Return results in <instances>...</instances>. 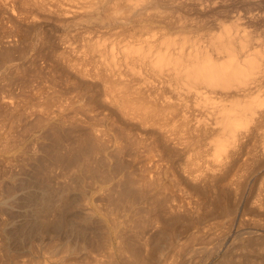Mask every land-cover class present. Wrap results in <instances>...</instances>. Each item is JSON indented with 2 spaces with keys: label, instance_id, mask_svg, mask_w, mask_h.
<instances>
[{
  "label": "rangeland",
  "instance_id": "1",
  "mask_svg": "<svg viewBox=\"0 0 264 264\" xmlns=\"http://www.w3.org/2000/svg\"><path fill=\"white\" fill-rule=\"evenodd\" d=\"M110 1L107 0L108 3H106L105 5L111 4L110 6H108L109 7L108 13L111 12L110 14H112V11H114L112 14L114 16L113 17V23L114 24H112V25H109L112 23V21H111L112 19L109 17V15L106 16L108 13L103 12L102 9H96L95 8L96 6L95 7L89 6L90 0H0V180H1L0 181V183H1L0 184V186H1L0 190L2 189L0 192H2L3 194L6 193L5 195H9V194L12 195L8 199L6 205H0V216L2 215L0 217V234H1L0 235L1 236L0 237V264H10V263L11 264H28V263L29 264H48L40 256H38V254H36V252L33 251V253L32 252L30 253L29 246L32 243V239H34V237H36L35 235H38L37 230L41 231L40 233H44L48 226H53L54 224L55 225L57 224V227L55 226V228L60 227V230L57 232H60V235L62 236L64 234L65 227L68 226L67 220H70V218H71V215H69V214H68L69 218L63 217V219H62L60 217L59 218L57 217L58 212H56V213L55 212L49 213L48 211L47 212L44 211L45 213L43 211L39 212V208H40L39 201H41V199H39V198L41 196L44 198L45 195L40 194L41 191L38 194V190H41L43 185L40 186L41 184L38 182L37 179H39V177L40 178H43V177H41V175L32 176L34 173H33V170H32V172H30V169H31V167H35V165H37V163L39 164V162H41L42 164L48 163V162H45L46 160H44L42 158L43 155H47L46 157H48L49 160L51 161L50 163L51 164L53 163V164L51 165L52 168L47 170L46 172H42V170H39V172L41 171L42 174L46 173V175H45L46 176L45 177L46 178V184L47 185L49 184V186L51 188L54 186L52 188V190L55 188L58 189L59 191H62L63 188L65 190H67L68 194L63 193V197H65L64 199L67 202L69 200H72V199L76 200L77 198H79L77 195L79 193V189H78L79 186H77L78 181H80L81 183L85 182V186L92 188L94 190L93 191L94 194L92 193V199L94 201H99L100 199H102L101 194H103V193H105V197H103V198H106L107 195L110 194L111 189L112 190L114 189L113 191L115 193H117V194H115L113 191L111 192L113 194L112 198L114 197V199L117 198L120 191L126 192L127 193L126 196L128 194H131V197L134 196L133 197L134 199H132V202L128 203L129 207L127 206L125 196L122 199L123 202L120 198V201H118V203L115 202V206L112 205L113 204L112 202L107 203V204H108V208L111 206L112 209L113 208L115 209V212L113 209V212H114L113 218L115 216L117 218H119L121 216L119 218L120 220L116 219V217H115V219L118 220L119 222H121L123 220L121 223H123V224L125 223L127 225H128L127 222H129V225H128V226H130L129 229L131 230V227H132V229L134 230V232L132 230L128 235H130L132 233L130 235L131 237H129V238L131 239V241L133 240L136 242L132 241L131 244H133V243H134L133 245L136 244L135 248L140 247V249H139L140 255H138L139 258L137 256H131V254L128 255V253H127L126 256H124V255L122 256V259H121L122 263H120L118 261H116V262L114 261L111 264H134L135 262H137L135 264H142V263L143 264H155L156 262H158V264H162L164 259H169L170 260L169 262H171L173 260L172 264L173 263L174 264H214L216 261L220 260L219 257H220V255L223 254L224 250L225 251L229 250V251L224 252V254L227 253V255H230L228 257L230 259L232 258L231 259L232 264H234V263L235 264H244V263L245 264H264V262H263L264 261V245H263L264 244V133H263L264 129L259 131L258 136L260 138L257 136V138L259 140L256 137H253L254 139L249 138L248 140H246L247 143H244L242 145L241 149H238V146H236V147L232 146L233 144L231 145V143L229 144V142L227 143L226 137H224V138L221 137L222 134L220 132L219 133L215 132L217 134V136H219L218 137L219 139H217V136L215 134L211 136V134L214 133L213 127H215L216 124H214L215 121L213 120V118L211 116L209 117V115H210L209 112L205 111L207 113V115L209 114L207 116V118H206V115H204L206 113L204 112L203 109H201L202 107L204 108V105H203L204 103L203 102H202L203 104L200 103L201 105H203L200 107L201 112L199 111L200 110L199 107H198V110L197 109L195 110V108H197L196 104H198V102L196 104L194 103L197 101V100L194 101V99H195V98H193L194 96L191 95L190 92L188 94L185 92H182L184 88H182V89L180 88V85L178 84L177 80L175 82L174 81L175 79L170 76L171 74L169 72H167V73H169V75L167 73L163 72V68L161 70V73H159L161 75V77H160V75L157 73L158 71L154 70V68L152 67V64L150 65L152 68L147 67L148 66L147 62H149L150 60L146 61L147 57H151V55L149 56V53H148V55H146L147 54L146 51L149 50L148 47L149 46H150V48L154 47V46L153 47L151 46V45H153L151 43L154 41L156 43V46H155L156 48L158 47L157 45H160V43H161L162 46L160 45L158 48L161 49V52H162V50L164 51V48H163V47H165L164 44H166V43H164L165 39L166 40L170 39L167 41L171 42V40H172V42L174 41L175 44H177V45L179 44V42H181V43L185 42L184 44L180 43L183 46L181 48H183V49L186 48V51L188 50L189 53L193 50H194L193 52H195V50L197 51V48L202 47L200 49V51L201 50L203 51V49L205 50V48H206L207 52H209V50H210V52H212V54H210V52L208 53L212 56L214 51H212V49L210 48L211 41L216 36H218L219 34H221V35L225 34L224 30L227 31V26H228V29L229 28L232 29V32L235 34V36H234L235 39L238 37L239 41L243 40L242 39L243 34H241V33H244L243 32L244 29H245V32L247 30L246 35L247 36L249 35V36H248V38H245L246 35H243V38L247 39V41H249V42H247V41L245 42L244 40L242 41V42L248 43V44H246V47H247L246 49L247 50L250 49L251 51H253V48H254V50L257 49L258 52H260V51L264 52V50H263V48H264V44H263L264 43V0H218V1L217 0H204V1L203 0H171L174 3L169 1V2L164 3L163 6H161V5L158 6L159 11L157 9V12L154 11L153 9L152 10L154 12L152 10H150L151 5H150V3H148L149 2L148 0H147L148 1L147 5H146V2H144V4H143V2H142L143 0L138 1L141 4V6L143 5L142 7L146 6L145 8H147V10L145 8L142 9V7L139 6L140 9H142V11L144 13L146 12L145 14L144 13L141 14V10L138 9L139 8L138 5H140V4H138L137 1L134 2L135 0H132L131 3H129L127 0H119L120 2L116 1V0H110ZM115 1H116V3H115ZM125 1L127 2V4L129 3L128 5L131 4L132 7H134L133 5L137 3L136 4L137 8L135 9V7H134V9L139 10V11L136 12L133 9V11H134L133 12L132 9L129 10L128 9L129 6H127L126 3H123ZM83 2H85V4ZM117 2H119V3H117ZM82 3H83V5H82ZM167 3L169 4V6ZM117 4H119V6L121 5L122 8H126V9H124L125 12L122 11L123 12L122 13L120 11L121 12L120 13L118 10V13H117V11L114 10L115 7H112V6H118ZM166 4H167V6H166ZM58 7H59V9H58ZM89 7H91L92 12H94V13L90 12L91 10H88ZM172 7H173V9H172ZM148 8H150V9H148ZM164 9H166V11ZM126 10L129 13H130V11H132V14H129ZM148 10H149V12L150 11L151 12L149 13ZM84 11H87L90 16L87 13L85 14ZM115 11H116V15H115ZM162 11H163V13H162ZM136 13H137V15H134ZM147 13H149L150 15ZM153 13H155V14H153ZM160 13H162V16ZM126 14H128V16ZM119 15H120V18L124 22L119 18ZM132 15L134 17L139 16L140 21H139L138 17H135V18H137V21H135L134 20L135 18ZM77 16H78V18H77ZM95 16H97V17H95ZM167 16L171 20V25H169L170 28L168 26V23H170V20L168 18H166ZM117 17L120 20L117 19L118 21L117 20L115 21V19ZM158 17H159V19H158ZM253 17L255 20L253 19ZM160 18H161V20H160ZM152 19H153V21H152ZM144 20L146 22H144ZM167 20H168V22H167ZM110 21H111V23H110ZM147 21H148V24H147ZM234 21H236V22H234ZM237 21H238V23H237ZM120 22L122 24L124 23V25L125 24H127V25L123 26ZM164 22L167 24H165ZM177 22H179V23H177ZM222 24L224 25V27L222 26ZM118 25H120V26L118 27ZM157 25H159V26H157ZM156 27H158V28H156ZM145 28H147V29H145ZM241 28H244V29H241ZM252 29H254V30H252ZM129 30H131V31H129ZM143 30H144V32H143ZM240 30L241 31L243 30V31L241 32ZM228 31H227V33H228ZM230 32H229V35H230ZM238 33H240L241 36ZM170 34H172V35H170ZM236 34H238L241 38L239 39V36L236 37ZM183 35L185 37H181ZM250 35H253V36L250 37ZM249 37L253 41L255 38L258 39L259 41H257L255 39L256 42H253ZM117 38H118V40H117ZM189 38L193 39L192 40L193 43L191 42V39L189 40ZM148 39L152 40V42L150 43V41ZM184 39H186V40H184ZM232 39H234V38H232ZM179 40H182V41H179ZM132 41L134 43H132ZM135 41H136V43H135ZM167 41H165V42H167ZM237 41H234L233 44L236 47L233 46V48H236L238 50L240 44H238L239 41L238 42ZM242 42H239V43H242ZM146 43H148V44H146ZM155 43H154V45H155ZM173 43H171V44L174 46ZM245 43H243V44H245ZM249 43H250V45H249ZM141 44H142V46L139 50L142 52V54H143V55L141 54L142 56L138 55V53L140 51L137 50L138 51L137 54H135L137 52L136 50H135V53L133 51L134 48L135 49L139 48ZM192 44H193V46H192ZM136 45H138V46H136ZM144 45H146V46H144ZM167 45H168V42H167ZM167 45H166V47H167ZM172 45L168 48V52H169V50L170 51L173 50L172 53L174 54L175 50H179V51H175V52L179 53L181 50V48H180L181 45L180 46L175 45L177 48L179 47L180 49H176V48L174 49ZM184 45L186 47H184ZM247 45H249V47ZM251 45H253V46L251 47ZM143 46L146 47L145 49H147V50H145ZM171 47L173 48L172 50L170 49ZM195 47H197V48L195 49ZM131 48H133V50H130V51H132L133 53L127 52V49L129 50ZM111 49H112V51H111ZM122 49H125V50H122ZM243 49H245V47ZM246 49L244 52H246ZM144 50L146 53L145 56H147L146 58L144 56ZM151 50L153 51V49H151ZM237 50H235V51L237 52ZM121 51L123 52V54ZM186 51L183 50V52H185L184 54H187ZM202 51L199 52V49H198L197 52L202 53ZM238 51H240V48ZM251 51L248 50V55L251 54V53L249 54V52H251ZM157 52L158 51H156L155 54ZM164 52H163V54H164ZM244 52L242 50V53H244ZM261 52H260V58L258 60L256 59V56H258L259 54L255 56V53H257V52H253L251 55L254 54L253 56L255 57V59L258 62L259 61L261 62L262 61V60H260L261 55L263 56V53H261ZM61 53H62V55H61ZM115 53H117V54H115ZM126 53H128V55ZM129 53L131 54V56L129 55ZM158 53H160V52H158ZM237 53H235V54H237ZM132 54H135L137 58L134 55L132 56ZM215 54H216V52H215ZM117 55H119V56H117ZM126 55H127V57H125ZM143 56H144V58H143ZM131 57H132V59L134 58V60H132V59L130 60ZM139 57L140 58L142 57L145 60L140 61ZM155 57H158V54ZM127 58H129L128 61H127ZM135 58L138 60H136ZM153 58H154V56L152 55V59ZM263 58L264 57H262V59ZM148 59L149 58H147V60ZM113 61H115V63ZM125 61H127L128 64ZM139 61L142 64H140ZM103 62H105L106 64ZM262 63H263V61H262ZM108 64L110 66H111V64H113L114 66L118 67L119 69L116 67H114V69H113V67H109ZM148 64H150V63H148ZM133 65H134L135 69L133 68ZM130 66H132L131 70H130ZM116 69H118V70H116ZM128 70H129V72H128ZM137 70H139V71H137ZM157 70H158V67H157ZM120 71H121V73H120ZM164 71H168L167 68ZM110 72H112V73H110ZM132 72L134 74H132ZM159 72H160V67H159ZM116 73L118 74V76L116 75ZM154 73L157 75H155ZM162 74H164V75L166 74L165 77ZM119 75L120 76L122 75L121 77L123 79L120 78ZM167 75H168V77H167ZM169 76H170V79H169ZM80 77H82V78H80ZM154 77L157 79H155ZM172 78L174 80H172ZM114 79H117L118 81H116ZM145 80H146V82H145ZM151 80H152V82H151ZM165 80H167L168 82L170 80L171 84H170V82L168 83ZM173 81L175 83H177L179 86L176 87V84H174ZM116 82H122V85L119 86L120 84H118ZM124 82H126V84ZM172 82H173V85H172ZM114 83H116V84H114ZM127 84L129 85V87ZM131 84L132 85L134 84V86H132ZM171 85H172V87H171ZM122 87H124V89L126 88V90L128 89V92L126 90L122 89ZM179 88L181 91L179 90ZM131 89H133V91ZM134 89H135V91H134ZM136 89H138V90H136ZM161 89H162V91H161ZM121 90L126 91V93H128V95H131V97H133L135 94L138 93V92L135 93L136 91H140V94H141V90H142L143 97L141 96V99L143 98V100H142V101H144L143 104L146 103L145 105L148 104L147 106H149V105H153V103L155 102L154 104H156V106L155 105L154 106L157 109L159 108L161 111L164 109L162 111V114L167 113L165 115L168 116V120L169 119L173 120L174 123H173V121H167V122L169 124L173 123L172 124L173 126L171 124L168 125V123L166 121L164 122V120L163 121L160 120L158 122H155L154 124L155 125L157 124L156 127H159V124L162 127H164V126L168 127V128H166L168 130L167 135L170 134L168 136L170 138L163 135L161 132H160L161 133L160 134L158 130L154 129L155 125L152 122L143 123V120L141 119V117H138L137 114L134 115L133 111H130V110L127 111L126 107L124 108V106H122V105L120 107V104L118 105L116 103L115 96H117V94H120L118 92H120ZM106 91H108V92H106ZM184 91H186V90H184ZM263 91L264 90H262V92ZM132 92H133V94H132ZM146 93H147V95H146ZM156 94H157V96H156ZM263 94H261V95L258 94L259 95L258 97L259 98H260V96L262 97ZM176 95L177 96L179 95V96L177 97ZM187 95L190 96V98H188L189 96L187 97L188 99H190V101L187 98H185ZM113 96H114V99H113ZM144 97L146 99V102H145ZM165 97H167V98H165ZM183 97L185 98V100ZM178 98L179 99L182 98L181 100L185 101V103L183 101L182 106H180L181 100H178ZM186 99L190 103L189 102L187 103ZM192 99L194 102L192 101ZM114 100H115V102H114ZM120 100L121 99H119V100L117 99L118 102ZM123 100L128 101V98L122 99V101ZM147 100H149L148 101L149 103L147 102ZM137 101L139 102L141 100L136 99V102ZM174 101H179V106L177 105L178 103L174 104L175 103ZM168 102H170V103H168ZM172 102H173V106L175 105V110H177V114L179 113V115L181 114V116L187 117L189 122H187L188 126L186 125V127H188L190 130L188 128L186 130V127H184V126H183L184 128L182 127V122H181L182 117L181 116H179L180 118L178 116H176L177 119L175 118V120L172 119L173 118L172 115L173 114L176 115L175 114L176 112L173 109H171V108L166 109L163 107L164 103L166 106H168L167 104L172 105ZM191 102H193L194 108H192L193 106L189 107V105L192 104ZM209 103H210V101H209ZM126 104L130 105L131 103L130 102L125 103V106H126ZM185 104H187L186 107H185ZM66 105H67V107H66ZM176 105L178 107H180L181 110L179 108H177ZM198 106H199V104H198ZM122 107L124 109H122ZM207 107H205V108H207ZM117 108H119V109H117ZM185 108L188 109V112ZM159 109H158V111H160ZM125 110H126V113H124ZM166 110H169L168 111L169 113ZM171 110H173V111L171 112ZM178 110L181 112H179ZM190 111H192V112H190ZM170 112L172 113V115ZM173 112H175V113H173ZM131 113H132V115H134L133 117L131 116ZM201 113H204V114L201 115ZM162 114H161V116H162ZM182 114H184V115H182ZM50 115H51V117H50ZM125 116H127V117H125ZM195 117H196V119H195ZM201 117H202V119H201ZM208 117H209V119H208ZM137 118H140V119H137ZM178 118H179V121H178ZM131 119H132V121H131ZM207 119L209 121H207ZM139 120L140 121L142 120L141 121L142 124H140ZM166 120H167V117H166ZM199 121H201V123L204 126V127L200 126L201 129H200V127L198 128L199 124L198 125L195 124V122L199 123ZM161 122H162V124H161ZM163 122H164V124H163ZM208 122H209V125H207ZM51 123H53V124L55 123L54 126L52 124V127H51ZM150 124H152V126ZM165 124L168 126H166ZM194 124L196 125V128L194 127ZM213 124H214V126H213ZM139 125H141V126H139ZM206 125H207V127H206ZM134 126H136V127H134ZM147 126H148V128L149 127L150 128L149 129L145 128ZM169 126H171L172 128L174 127L173 129H176L174 131V132H176V134L173 133V131L171 130V128ZM210 126H212V127L210 128ZM192 127H194L195 132L193 131ZM202 127L206 128V129L208 128L207 129L208 132L206 131V129H203ZM59 129H61V130H59ZM177 129H178V132L181 130L180 133L177 132ZM95 130H98V131H95ZM183 130H185V131H183ZM191 130H192V132H191ZM200 130L203 132H201ZM48 131H50V132H48ZM199 131L201 133H199ZM214 131H219L218 125H216V128H214ZM261 131L263 133L262 138H261ZM94 132H95V134H94ZM98 132H100V133H98ZM186 132H187V134H186ZM101 133H102V135H101ZM172 133L175 135V137ZM205 133H206V136L209 133H211L210 134L211 137L210 136L209 137L207 136L208 138L204 137L203 135H205ZM171 134H172L173 138L171 137ZM183 134L185 137L183 136ZM162 135L164 136L165 139H168L167 140L168 143H166V140L162 138L163 137ZM177 135H178V137L181 136V138L179 137L180 138L179 139L177 137ZM136 136L138 138L139 137L140 138L138 139ZM194 136L196 138H194ZM101 137H103V138L101 139ZM135 137L137 140H135ZM203 137H204V139H203ZM214 137L217 140L214 139ZM220 137L223 140L225 139L224 141L222 140V143L224 142L223 146L228 147L230 145L232 147L231 148L229 146V149L227 147H224L226 152L221 151V149H220L221 153L225 152L224 157L227 156L226 153L229 152L228 150H230V149H233L232 152L235 153V154L231 153V155L227 156L226 158L222 157V160L218 159L217 155L219 154L220 151L217 152L218 151L217 149H219V148L216 149V147H218L219 145L216 146V144H215V143H217L216 141H218V140L220 141ZM229 137L227 136V138H229ZM95 138H97V139H95ZM171 138H172V140L176 138L175 139L176 142L174 140H173L174 142L173 141L171 142ZM185 138H186V140H185ZM105 139H106V141H105ZM229 139L232 140L231 138H229ZM51 140H53V141H51ZM98 140H100V142ZM113 140H115V141L113 142ZM177 140H179V141H177ZM180 140H182L183 142ZM209 140H212V141H209ZM110 141H112V142H110ZM208 141H209L210 145H209ZM214 141H215V143H213ZM199 142H200V144H198ZM117 143H118V145H117ZM183 143H186V144L184 145ZM220 143H221V141H220ZM171 144H172V146H171ZM262 144H263V146H262ZM146 145H147L148 149H147ZM169 145H170V147H169ZM90 146H91V148H93V147L94 148L90 150V148H88ZM214 146H216V147H214ZM145 147H146V149H145ZM165 147H166V149H165ZM235 148H236V150H234ZM53 149H54V151H53ZM133 149H134V151H133ZM237 149L240 151H238ZM7 150L10 152H14V153H9ZM11 150H13V151H11ZM44 150H45V152H44ZM94 150L95 151L97 150V151L95 152ZM100 150H102L101 151L102 154L99 153ZM105 150H106V152H105ZM194 150H195V152H194ZM107 151L109 154L111 152L110 155L113 157L112 160H111V158H108L106 155H104L105 157L102 156L103 153L106 154ZM235 151L236 152L238 151V153H236ZM87 152H88V154H87ZM94 152L96 155L93 154ZM215 152L218 154L216 155ZM18 153H20V154H18ZM144 153L149 154L150 156L152 155L154 160L156 159V161H154L155 165L157 162L159 163V165L157 163V165H156L157 167H155L153 169V170L156 169L155 171L158 170L160 175H158V174L157 175L159 176V178H158V176L157 177L152 176L153 173L148 174V176H150V177L152 176V178L155 177V179L156 178L160 179V181L158 180L159 181L158 183H160L159 186H157L158 183L152 184V182H149L150 180H148L149 178L146 175L147 173H145L146 169L144 170V168H146L145 166L147 165V164L145 165V162H144L145 159H143L144 155H145ZM161 154H162V156H161ZM223 154H219V155L223 156ZM183 155H184V157H183ZM213 155L217 157V160L216 159L214 160ZM39 156H41L42 159ZM60 156L61 157L63 156L62 159ZM93 156H94V158H93ZM115 156H116V158H115ZM156 157H158V158H156ZM185 157H186V159H185L186 161L184 160ZM197 157L199 158V160ZM28 158H29V160H28ZM102 158H104V159H102ZM195 158L198 161H196ZM200 158H201V160H200ZM86 159H88L89 162ZM108 159H109V161H108ZM157 159H160V160L158 161ZM163 159L166 162H164ZM35 160H37V161H35ZM91 160H93V161L95 160V161L92 162ZM99 160H101V161H99ZM187 160H189V161L187 162ZM30 161L32 162V164ZM160 161H161V163L163 162V164H161ZM203 161H204V163H202ZM76 162H78V165L76 164ZM217 162L220 164H218ZM57 163H61L62 165L58 164V166H57ZM188 163L191 166L188 165ZM224 163H225V165H224ZM63 164L64 165L66 164L67 167H64ZM164 164L166 166H164ZM30 165H31V167H30ZM59 165H60V167H59ZM108 165L110 166V168L108 167ZM23 166H26L27 168L24 169ZM100 166L103 168H101ZM105 166L108 169L104 168ZM158 166H159L160 170H159ZM56 167H57V169H56ZM76 167L80 168L79 171H78V168H76ZM113 167H114L115 171L112 170ZM61 168H62V170H61ZM88 168H90L89 171H88ZM92 168H94V169H92ZM10 169H12V170H10ZM28 169H29V171H28ZM106 169L108 171L109 170L110 171L108 172ZM162 169H164V170H162ZM166 169H168V170H166ZM183 169L186 172L183 171ZM67 170H69V171H67ZM86 170H87V172H86ZM99 170H101V171L99 172ZM81 171L82 172L85 171L86 174L84 172H83L84 173L83 174ZM90 171H94L95 174L93 172H91L93 174L89 173ZM169 171H171V172H169ZM69 172H70V174H67ZM74 172H76V173H74ZM102 172H103V174H102ZM106 172H108V174ZM123 172H124V174H123ZM161 172H163V173H161ZM165 172H167L166 175H165ZM189 172L191 175L189 174ZM201 172H203L204 174ZM62 174H64V176ZM88 174H89V176H88ZM90 174L93 177L90 176ZM116 174H117V176H116ZM13 175L18 176V179L15 182L12 181ZM67 175H68V177H67ZM79 175H82V177H80ZM106 175H108V176H106ZM49 176H50V178H49ZM65 176H66V178H65ZM77 176H79V177L77 178ZM94 176H95V178H94ZM109 176H112L113 178L112 177L110 178ZM176 176H177V178H176ZM73 177L74 178L76 177V178L74 179ZM166 177H168V178L166 179ZM8 178L11 182L8 180ZM67 178H68V180H67ZM83 178L88 183L85 180L83 181ZM118 179L119 180L122 179L121 182L123 183V185L121 183V187L119 185L120 182L117 183ZM139 179H140V181H139ZM59 180H61V181L59 182ZM133 180H134V182H133ZM7 181H9L10 183ZM114 181L117 184L114 183ZM36 182H37V184H36ZM101 182L105 183L107 185L109 183L110 185L107 189L104 188V190H102L98 194V190L96 189V186H97L96 184H100ZM143 182H144V184H143ZM178 182H180L181 184L179 185ZM70 183L75 184V185H71ZM164 183L166 184V186ZM15 184H16V187L18 186L17 187L18 189L15 188V186H14ZM55 184H57V185H55ZM60 184H62V185H60ZM141 184H143L144 188L142 187ZM149 184L150 185L152 184V185L149 186ZM66 185L67 186L69 185L70 188H68ZM153 185H155L156 187ZM66 187H67V189H66ZM126 187H128V188H126ZM32 188H33V190H32ZM120 188H121V190H120ZM123 188H124V190H123ZM129 188H131L130 190H132V193H131V191L128 190ZM162 189H164V190H162ZM146 193H148L147 196H146ZM149 193H151V194H149ZM137 194H138V197H137ZM143 195H145L144 196L145 200L147 198L146 201L143 199ZM141 197H142V199H141ZM67 198H68V200H67ZM38 199H39V201H38ZM153 199H154V201H153ZM166 199H168V200L166 201ZM155 200H157V202ZM178 201H180L179 205L177 204ZM102 202H104V201H102ZM124 203H125V205H124ZM162 203H163V205H162ZM21 204H22V206H21ZM185 204H187L188 207ZM8 205H11V206L6 207ZM180 205L182 206V208ZM133 206H135V207H133ZM10 207H11V209H10ZM125 207H127V208L125 209ZM14 208L16 210H14ZM143 208H144V210H143ZM4 209H5V211H4ZM122 209H123V211H122ZM153 210H156V211H153ZM23 211H24V213H23ZM54 214H55V216H54ZM36 215H38V216H36ZM39 216H41V217H39ZM21 217H22V221H20ZM44 217H46V218H44ZM143 218H144V220H143ZM148 218L151 220H149ZM153 219H155V220H153ZM41 220H44V221H41ZM147 220H148V223L144 222ZM25 221H27V222H25ZM125 221H127V222H125ZM15 222H17V223H15ZM26 224H27V226H26ZM29 226L32 228L30 229ZM63 226H65V227H63ZM44 229H45V231H44ZM1 231H3V232H1ZM138 231H139V233H138ZM21 232H23V233H21ZM35 232H37V233H35ZM135 232L138 233V235L140 237ZM136 235H137V238H136ZM141 235H143V236H141ZM246 237H248V238H246ZM4 238H6V239H4ZM135 238H136V240H135ZM170 238H172V241L168 242L167 240L168 239L171 240ZM19 241H21V242H19ZM150 241H151V244L154 246V248H152L153 246L150 245ZM137 242H138V244H137ZM242 243H244V244H242ZM9 244H10V246H9ZM242 245H244V247ZM161 246L163 247V250H162ZM183 246L187 247V248L184 249V248H182ZM239 246H241V247H239ZM20 247H21V249H20ZM157 247H159L160 249ZM178 247L180 250L178 249ZM164 248L167 250H165ZM238 248H239V250H238ZM156 249H159V250H157L159 252H156L155 251ZM232 249L234 250V252ZM246 249H248L249 251ZM25 250H26V252H25ZM141 250H142V252H141ZM242 250H246V251L243 252V254H242ZM151 251H152V253H151ZM161 251L167 252L166 253L167 255L165 254V252L162 253ZM160 252L162 254H160ZM154 253H155V255H154ZM228 253H230V254H228ZM247 253H248V255H247ZM163 254H165L164 258L162 257ZM224 254L222 256H224ZM242 255L244 257H242ZM245 255H247V256L245 257ZM156 256L159 257L158 260H156V258H158ZM127 257L129 258L130 261L128 260ZM235 258H237V259H235ZM70 260H71V262H70ZM134 260H135V262H134ZM233 260H236V261L234 262ZM88 261H89V263H88ZM88 261H86L87 263L86 262L83 263V262L77 261V259L74 257H67L65 260V263H63V264H70V263L76 264V262L77 263L79 262L78 264H82V263L83 264H92L93 263L91 259ZM105 262H106V260H105ZM94 264H96V263H94ZM105 264H110V263L106 262Z\"/></svg>",
  "mask_w": 264,
  "mask_h": 264
},
{
  "label": "bare ground",
  "instance_id": "2",
  "mask_svg": "<svg viewBox=\"0 0 264 264\" xmlns=\"http://www.w3.org/2000/svg\"><path fill=\"white\" fill-rule=\"evenodd\" d=\"M110 1V0H109ZM116 1H119V0H116ZM116 1H115V3H116ZM129 3H131V1L132 0H127ZM138 2V1H142V0H135L134 2ZM149 1V2H148ZM143 0L142 2H143V4H144V2H146V5H147V2L148 3H150V8H148V9H150V10H154V11H156L157 12V9H158V6H163L164 5V3H166V2H169V1H171V0ZM204 1V0H203ZM218 1V0H217ZM54 2V1H53ZM111 2V1H110ZM120 2V1H119ZM119 2H117V3H119ZM171 2H173V1H171ZM170 2V3H171ZM181 2V1H180ZM69 3V2H68ZM72 3V2H71ZM84 4H85V2H83ZM83 3H82V5H83ZM90 4H89V6H91V7H95L96 9H102L103 10V12H105V13H108L109 12V7L108 6H110V5H105L106 3H108L107 2V0H90V2H89ZM123 3H126V5L127 6H129V10L130 9H132V11H133V9H134V7H135V9L137 8V6H136V4H134L133 6L134 7H132V5L130 4V5H128L127 4V2L125 1V2H123ZM174 3V2H173ZM221 3V2H220ZM138 4H140L139 2H138ZM168 4V3H167ZM167 4H166V6H167ZM172 4V3H171ZM187 4V3H186ZM185 4V5H186ZM113 5V4H112ZM118 6H119V4H117ZM125 5V6H126ZM192 5V4H191ZM199 5V4H198ZM219 5V4H218ZM65 6V5H64ZM118 6H112V7H115L114 8V10H116L117 11V13H118V10H119V12L121 11H124V9H126V8H122V6L120 7H118ZM139 6H141V4L140 5H138V7ZM143 6V5H142ZM141 6V7H142ZM145 6V5H144ZM165 6V7H166ZM168 6H169V4H168ZM187 6V5H186ZM189 6V5H188ZM200 6V5H199ZM47 7V6H46ZM71 7V6H70ZM77 7V6H76ZM81 7V6H80ZM83 7V6H82ZM91 7H89V9L88 10H91ZM146 7V6H145ZM145 7H142V9L143 8H145ZM164 7V8H165ZM185 7V6H184ZM194 7V6H193ZM192 7V8H193ZM111 8V7H110ZM160 8V7H159ZM168 8V7H167ZM188 8V7H187ZM58 9H59V7H58ZM77 9V8H76ZM113 9V8H112ZM111 9V10H112ZM121 9V10H120ZM123 9V10H122ZM134 9V10H135ZM138 9H140V7L138 8ZM142 9H140L141 10V14L142 13H144L143 11H142ZM146 10H147V8H145ZM156 9V10H155ZM171 9V8H170ZM172 9H173V7H172ZM68 10V9H67ZM70 10V9H69ZM87 10V11H88ZM152 10V11H153ZM162 10V9H161ZM165 11H166V9H164ZM163 10V11H164ZM186 10V9H185ZM203 10V9H202ZM252 10V9H251ZM260 10V9H259ZM49 11V10H48ZM82 11V10H81ZM87 11H84V13L86 14H88L89 15V11L87 12ZM116 11H115V15H116ZM127 11V10H126ZM132 11H130V13L129 14H132ZM136 12H138L139 10H135ZM153 11V12H154ZM158 11H159V9H158ZM163 11H162V13H163ZM171 11V10H170ZM207 11V10H206ZM250 11V10H249ZM248 11V12H249ZM66 12V11H65ZM80 12V11H79ZM90 12H92V10L90 11ZM100 12V11H99ZM113 12L114 11H112V14H113ZM120 12V13H121ZM125 12V11H124ZM134 12V11H133ZM148 12H149V10H148ZM151 12V11H150ZM149 12V13H150ZM188 12V11H187ZM191 12V11H190ZM252 12V11H251ZM49 13V12H48ZM74 13V12H73ZM82 13V12H81ZM83 13V14H84ZM92 13H94V12H92ZM111 13V12H110ZM110 13H108L106 16H108L109 15V17L112 19L111 21H112V23H111V21H110V23L111 24H109L108 22V24L109 25H112V24H114L113 23V15L112 14H110ZM123 13V12H122ZM146 13V12H145ZM144 13V14H145ZM149 13H147V14H149ZM162 13H160L161 14V16H162ZM165 13V12H164ZM67 14V13H66ZM91 14V13H90ZM139 14V13H138ZM153 14H155V13H153ZM257 14V13H256ZM81 15V14H80ZM92 15V14H91ZM118 15V14H117ZM127 16H128V14H126ZM134 15H137V13L136 14H134ZM150 15V14H149ZM152 15V14H151ZM158 15V14H157ZM156 15V16H157ZM165 15V14H164ZM167 15V14H166ZM251 15V14H250ZM253 15V14H252ZM90 16V15H89ZM133 16V15H132ZM148 16V15H147ZM159 16V15H158ZM171 16V15H170ZM239 16V15H238ZM95 17H97V16H95ZM134 17V16H133ZM135 17H138V19H139V21H140V17L139 16H135ZM134 17V18H135ZM164 17V16H163ZM162 17V18H163ZM233 17V16H232ZM252 17V16H251ZM258 17V16H257ZM77 18H78V16H77ZM99 18V17H98ZM119 18H120V15H119ZM118 17L115 19V21L118 19V20H120ZM129 18V17H128ZM154 18V17H153ZM156 18V17H155ZM166 18H168V16L166 17ZM105 19V18H104ZM151 19V18H150ZM149 19V20H150ZM158 19H159V17H158ZM169 19V18H168ZM181 19V18H180ZM252 19V18H251ZM253 19H254V17H253ZM117 20V21H118ZM122 20V19H121ZM131 20V19H130ZM135 21H137V18H135L134 19ZM160 20H161V18H160ZM170 20V19H169ZM243 20V19H242ZM255 20V19H254ZM253 20V21H254ZM105 21V20H104ZM114 21V22H115ZM123 21V20H122ZM138 21V22H139ZM152 21H153V19H152ZM163 21V20H162ZM182 21V20H181ZM185 21V20H184ZM232 21V20H231ZM124 22V21H123ZM144 22H146L145 20H144ZM167 22H168V20H167ZM176 22V21H175ZM183 22V21H182ZM234 22H236V21H234ZM242 22V21H241ZM260 22V21H259ZM116 23V22H115ZM121 23V22H120ZM150 23V22H149ZM165 23V22H164ZM177 23H179V22H177ZM184 23V22H183ZM224 23V22H223ZM237 23H238V21H237ZM122 24V23H121ZM147 24H148V21H147ZM165 24H167V23H165ZM174 24V23H173ZM258 24V23H257ZM123 26H125V25H127V24H125L124 25V23L122 24ZM142 25V24H141ZM140 25V26H141ZM160 25V24H159ZM159 25H157V26H159ZM169 25H171V20H170V23H168V26ZM176 25V24H175ZM187 25V24H186ZM243 25V24H242ZM251 25V24H250ZM249 25V26H250ZM261 25V24H260ZM120 25H118V27H119ZM145 26V25H144ZM162 26V25H161ZM222 26L224 27V25L222 24ZM236 26V25H235ZM117 27V28H118ZM146 27V26H145ZM166 27V26H165ZM172 27V26H171ZM222 27V28H223ZM244 27V26H243ZM122 28V27H121ZM120 28V29H121ZM124 28V27H123ZM142 28V27H141ZM149 28V27H148ZM151 28V27H150ZM156 28H158V27H156ZM161 28V27H160ZM169 28H170V26H169ZM175 28V27H174ZM221 28V27H220ZM234 28V27H233ZM247 28V27H246ZM262 28V27H261ZM133 29V28H132ZM145 29H147V28H145ZM230 29V30H229ZM228 29V26H227V31H228V33H227V31L226 30H224L225 31V34H223V35H221V34H219L218 36H216L212 41H211V44H210V48L212 49V51H214V53H213V55L215 54V52H216V54L212 57L210 54H212V52H210V50H209V52H210V54H208L209 52H207L206 51V48H205V50L203 49V51H202V53H198L197 51H198V49H199V52H201L200 51V49L202 48H197V47H195V49L197 48V51L195 50V52H193V51H191L190 53L188 52V50L186 51V48H181V47H183L181 44H184L185 42H183V43H181V42H179V44L181 45H177V44H175V42L173 43L172 42V40H171V42H169V41H167V40H170V39H165V41H167L168 42V45H167V42H165L164 41V43H166V44H164L163 42V44H164V46L166 47V45H167V47L165 48V47H163L164 48V51L166 52H164L163 50H162V52H161V49H159L158 47L161 45V43H160V45H157L158 47V49L155 47L156 46V43H155V45H154V43L152 42V40H149L150 41V43L151 44H153V45H151L153 48H150V46L148 47L149 48V50H147V49H145L146 47H144V46H146V45H144L143 47H144V49L145 50H147L146 52H147V54L145 53V50H144V56H145V54L146 55H148V53H149V56L151 55V57H147V56H145V58L147 57V58H149L148 60H147V58H146V61H149V62H147V67H151L150 65L152 64V67L154 68V70H156V71H158L157 73L159 74V73H161V70H162V68H163V72H165V73H167V72H169L171 75V77H173L172 78V80H174L175 82H176V80H177V82H178V84L180 85V88L182 89V88H184L183 89V91L182 92H185V93H189L190 92V94L191 95H193L194 97L193 98H195L194 99V101H196V102H194L193 101V99H192V101L196 104L197 102H198V104H199V106H198V104H196L197 105V108H195V110L197 109L198 110V107H199V109H200V107L201 106H203L204 105V108L205 107H207V108H201V109H203L204 110V112L205 111H207V112H209V117L211 116L212 118H213V120L215 121V123L214 124H216V125H218V130L219 131H214V128H216V125H215V127H213V134H211V133H209L207 136L209 137L210 136V134H211V136L212 135H216L217 136V134L215 133V132H217V133H221L222 134V136L221 137H226V142L228 143L229 142V144L231 143V145L232 146H234V147H236V146H238V149H241V147H242V145L244 144V143H247V141L246 140H248L249 138H253V137H256L257 138V136L259 135V131L260 130H262V129H264V91L262 92V90H264L263 88H264V58L262 59V57H264V52H261L260 50V52L261 53H263V56L261 55V59L260 60H262L263 61V63H262V61L259 63L257 60L260 58V52H258V50L257 49H255L254 50V48H253V51H251L250 49H248L249 51H251V52H249V54L251 53H253V52H257V53H255V56L256 55H258V56H256V59H255V57L253 56V55H248V50L246 49L247 47H246V44H248V43H245L246 41H247V39H244L243 38V35H246L247 33V30H246V32H245V29L244 28H241V29H244V33H241V34H243L242 35V39L245 41V42H242V41H239L238 40V37L237 36H239L240 35V33H238V34H236V39L239 41V42H242V43H239L236 39H235V34L232 32V29L231 28H229ZM109 30V29H108ZM172 30V29H171ZM222 30V29H221ZM238 30V29H237ZM252 30H254V29H252ZM129 31H131V30H129ZM153 31V30H152ZM223 31V30H222ZM231 31V32H230ZM241 31V30H240ZM239 31V32H240ZM241 31V32H242ZM143 32H144V30H143ZM229 32H230V35H229ZM235 32V31H234ZM146 33V32H145ZM181 33V32H180ZM179 33V34H180ZM186 33V32H185ZM232 33V34H231ZM237 33V32H236ZM263 33V32H262ZM130 34V33H129ZM133 34V33H132ZM152 34V33H151ZM189 34V33H188ZM187 34V35H188ZM234 34V35H233ZM118 35V34H117ZM135 35V34H134ZM133 35V36H134ZM170 35H172V34H170ZM176 35V34H175ZM185 35V34H184ZM181 36V37H185V36ZM190 35V34H189ZM233 35V36H232ZM255 35V34H254ZM141 36V35H140ZM153 36V35H152ZM166 36V35H165ZM198 36V35H197ZM232 38H234V39H232ZM241 36V35H240ZM239 36V39L241 38ZM249 36V35H248ZM248 36L246 35V37L245 38H248ZM253 35H250V37H252ZM136 37V36H135ZM148 37V36H147ZM173 37V36H172ZM175 37V36H174ZM188 37V36H187ZM190 37V36H189ZM192 37V36H191ZM194 37V36H193ZM203 37V36H202ZM249 37V38H250ZM255 37V36H254ZM257 37V36H256ZM128 38V37H127ZM145 38V37H144ZM151 38V37H150ZM153 38V37H152ZM163 38V37H162ZM167 38V37H166ZM136 39V38H135ZM142 39V38H141ZM173 39V38H172ZM178 39V38H177ZM188 39V38H187ZM191 38H189V40H190ZM196 39V38H195ZM194 39V40H195ZM199 39V38H198ZM251 39V38H250ZM256 39V38H255ZM255 39H254V41L253 42H256L255 41ZM117 40H118V38H117ZM116 40V41H117ZM126 40V39H125ZM128 40V39H127ZM133 40V39H132ZM137 40V39H136ZM162 40V39H161ZM174 40V39H173ZM184 40H186V39H184ZM193 39H191V42L193 43V41H192ZM200 40V39H199ZM249 40V39H248ZM257 41H259L258 39H256ZM139 41V40H138ZM148 41V42H149ZM179 41H182V40H179ZM234 41H237L238 42V44H240V46H239V48H240V51H238L239 50V48H238V50L236 49V48H233V46H234ZM92 42V41H91ZM119 42V41H118ZM125 42V41H124ZM123 42V43H124ZM195 42V41H194ZM247 42H249V41H247ZM111 43V42H110ZM114 43V42H113ZM132 43H134L133 41H132ZM135 43H136V41H135ZM170 43V44H169ZM171 43H173L174 44V46L171 44ZM243 43H245V44H243ZM95 44V43H94ZM116 44V43H115ZM122 44V43H121ZM125 44V43H124ZM146 44H148V43H146ZM187 44V43H186ZM190 44V43H189ZM203 44V43H202ZM264 44V43H263ZM96 45V44H95ZM135 45V44H134ZM139 45V44H138ZM138 45H136V46H138ZM173 46V48L175 49H180L181 48V50L183 49V50H185L186 51V53L187 54H184L185 52H183V50L181 51L180 50V52L179 53H177V52H175V51H179V50H175L174 51V54L172 53V47L170 48L172 51H170L169 50V52H168V48L170 47V46ZM175 45H177V46H180V48L178 47H176ZM244 45V46H243ZM249 45H250V43H249ZM249 45H247L248 47H249ZM258 45V44H257ZM141 46H142V44L140 45V47L139 48H134V50H133V48H131V49H127V52H130V53H133L132 51H130V50H133L134 51V53H135V50L137 51H140L139 49L141 48ZM162 46V45H161ZM192 46H193V44H192ZM195 46V45H194ZM253 45H251V47H252ZM130 47V46H129ZM128 47V48H129ZM135 47V46H134ZM184 47H186L185 45H184ZM234 47H236V46H234ZM245 47V49H246V52H244L245 51V49H243ZM93 48V47H92ZM96 48V47H95ZM155 48V49H154ZM209 48V47H208ZM257 48V47H256ZM151 49H153V51L151 50ZM166 49V50H165ZM192 49V48H191ZM237 50V52L235 51V50ZM261 49V48H260ZM72 50V49H71ZM74 50V49H73ZM110 50V49H109ZM119 50V49H118ZM122 50H125V49H122ZM158 51V52H160V53H156L155 54V52L156 51ZM242 50H243V52L244 53H242ZM263 50H264V48H263ZM82 51V50H81ZM98 51V50H97ZM104 51V50H103ZM111 51H112V49H111ZM114 51V50H113ZM138 51L135 53V54H137L138 53ZM154 53H152V52ZM155 51V52H154ZM83 52V51H82ZM122 52V51H121ZM126 52V51H125ZM163 52H164V54H163ZM193 52V53H192ZM241 52V53H240ZM106 53V52H105ZM129 53V55L131 56V54ZM140 53V54H139ZM138 53V55H141L142 54V52L140 51ZM192 53V54H191ZM235 53H237V54H235ZM240 53V54H239ZM65 54V53H64ZM67 54V53H66ZM93 54V53H92ZM103 54V53H102ZM115 54H117V53H115ZM122 54H123V52H122ZM125 54V53H124ZM127 55H128V53H126ZM135 54H132V56L134 55L135 57H136V55ZM157 54H158V57H155V56H157ZM160 54V55H159ZM176 54V55H175ZM61 55H62V53H61ZM81 55V54H80ZM96 55V54H95ZM111 55V54H110ZM127 55L125 56V57H127ZM143 55V54H142ZM141 55V56H142ZM152 55L154 56V58L152 59ZM99 56V55H98ZM117 56H119V55H117ZM121 56V55H120ZM144 56H143V58H144ZM80 57V56H79ZM83 57V56H82ZM100 57V56H99ZM102 57V56H101ZM105 57V56H104ZM68 58V57H67ZM106 58V57H105ZM137 58V57H136ZM135 58V59H136ZM140 58V57H139ZM142 57L140 58V61L141 60H145V59H143ZM225 58V59H224ZM91 59V58H90ZM99 59V58H98ZM104 59V58H103ZM107 59V58H106ZM128 59L129 58H127V61H128ZM132 59V57L130 58V60ZM105 60V59H104ZM122 60V59H121ZM126 60V59H125ZM129 60V61H130ZM132 60H134V58L132 59ZM136 60H138V59H136ZM127 61H125V62H127ZM139 61V62H140ZM145 61V62H146ZM77 62V61H76ZM114 63H115V61H113ZM124 62V61H123ZM131 62V61H130ZM143 62V61H142ZM103 63H105V62H103ZM119 63V62H118ZM148 63H150V64H148ZM83 64V63H82ZM102 64V63H101ZM106 64V63H105ZM110 64V63H109ZM108 64V65H109ZM127 64H128V62H127ZM126 64V65H127ZM135 64V63H134ZM140 64H142L141 62H140ZM145 64V63H144ZM113 64H111V66L109 65V67H113V69H114V67H116V66H112ZM119 65V64H118ZM120 66V65H119ZM155 66V67H154ZM77 67V66H76ZM79 67V66H78ZM121 67V66H120ZM132 66H130V70L132 69L131 68ZM151 67V68H152ZM157 67H158V70H157ZM159 67H160V72H159ZM116 68H118V67H116ZM123 68V67H122ZM133 68H134V65H133ZM144 68V67H143ZM167 68V70L168 71H164L165 69ZM108 69V68H107ZM106 69V70H107ZM112 69V70H113ZM119 69V68H118ZM118 69H116V70H118ZM135 69V68H134ZM142 69V68H141ZM84 70V69H83ZM150 70V69H149ZM152 70V69H151ZM81 71V70H80ZM88 71V70H87ZM101 71V70H100ZM134 71V70H133ZM137 71H139V70H137ZM116 72V71H115ZM128 72H129V70H128ZM146 72V71H145ZM149 72V71H148ZM152 72V71H151ZM155 72V71H154ZM95 73V72H94ZM110 73H112V72H110ZM120 73H121V71H120ZM153 73V72H152ZM169 73H167L168 75H169ZM93 74V73H92ZM102 74V73H101ZM104 74V73H103ZM126 74V73H125ZM132 74H134L133 72H132ZM138 74V73H137ZM136 74V75H137ZM155 74V73H154ZM173 74V75H172ZM91 75V74H90ZM115 75V74H114ZM116 75L118 76V74L116 73ZM142 75V74H141ZM140 75V76H141ZM152 75V74H151ZM155 75H157V74H155ZM160 75V74H159ZM162 75H164V74H162ZM166 75V74H165ZM165 75H164V77H165ZM168 75H167V77H168ZM92 76V75H91ZM90 76V77H91ZM98 76V75H97ZM122 76V75H121ZM120 75H119V77L120 78H122ZM149 76V75H148ZM170 76H169V79H170ZM124 77V76H123ZM160 77H161V75H160ZM80 78H82V77H80ZM94 78V77H93ZM129 78V77H128ZM142 78V77H141ZM140 78V79H141ZM147 78V77H146ZM155 78V77H154ZM159 78V77H158ZM89 79V78H88ZM123 79V78H122ZM150 79V78H149ZM155 79H157V78H155ZM161 79V78H160ZM166 79V78H165ZM168 79V78H167ZM114 80H116V81H118L117 79H114ZM121 80V79H120ZM144 80V79H143ZM85 81V80H84ZM129 81V80H128ZM127 81V82H128ZM165 81H167V80H165ZM173 81V82H174ZM123 82V81H122ZM122 82H116V83H118V84H120L119 86H121L122 85ZM142 82V81H141ZM145 82H146V80H145ZM150 82V81H149ZM151 82H152V80H151ZM157 82V81H156ZM168 82V81H167ZM169 82H170V80H169ZM168 82V83H169ZM173 82H172V85H173ZM174 82V84H176V87L177 86H179L177 83H175ZM116 83H114V84H116ZM125 84H126V82H124ZM129 83V82H128ZM133 83V82H132ZM152 84V83H151ZM167 84V83H166ZM170 84H171V82H170ZM128 85V84H127ZM132 85V84H131ZM136 85V84H135ZM172 85H171V87H172ZM132 86H134V84L132 85ZM128 87H129V85H128ZM139 87V86H138ZM145 87V86H144ZM159 87V86H158ZM164 87V86H163ZM169 87V86H168ZM175 87V86H174ZM105 88V87H104ZM134 88V87H133ZM137 88V87H136ZM142 88V87H141ZM155 88V87H154ZM180 88H179V90H180ZM122 89H124V87H122ZM140 89V88H139ZM143 89V88H142ZM106 90V89H105ZM124 90H126V88L124 89ZM130 90V89H129ZM132 91H133V89H131ZM136 90H138V89H136ZM144 90V89H143ZM157 90V89H156ZM178 90V89H177ZM176 90V91H177ZM178 90V91H179ZM184 90H186V91H184ZM110 91V90H109ZM127 92H128V89L126 90ZM126 91H120V92H118V93H120V94H117V96H115V100H116V103L119 105L120 104V107H121V105L122 106H124V108L126 107V109H127V111L128 110H130V111H133L134 112V115L135 114H137L138 115V117H141V119L143 120V123H146V122H152L153 124L155 123V122H158V121H160V120H164V122L166 121H173V120H168V116L167 115H165V114H167V113H165V114H162V111L164 110H160L159 108V110L161 111H158V109L155 107L156 106V104H154L153 103V105H149V106H147V105H145V104H143L144 103V101H142L143 100V98L141 99V96L143 97V94H142V90H141V94H140V91H136L135 93H137V94H135L133 97H131V95H128V93H126ZM134 91H135V89H134ZM152 91V90H151ZM161 91H162V89H161ZM164 91V90H163ZM177 91V92H178ZM181 91V90H180ZM106 92H108V91H106ZM111 92V91H110ZM115 92V91H114ZM113 92V93H114ZM176 92V93H177ZM130 93V92H129ZM144 93V92H143ZM162 93V92H161ZM109 94V93H108ZM132 94H133V92H132ZM159 94V93H158ZM183 94V93H182ZM181 94V95H182ZM258 94H263V98L260 96V98L258 97L259 95ZM146 95H147V93H146ZM149 95V94H148ZM184 95V94H183ZM257 95V96H256ZM114 96H113V99H114ZM150 96V95H149ZM153 96V95H152ZM151 96V97H152ZM156 96H157V94H156ZM170 96V95H169ZM177 96V95H176ZM179 96V95H178ZM177 96V97H178ZM189 95H187L185 98H187ZM254 96V97H253ZM256 96V97H255ZM155 97V96H154ZM192 97V96H191ZM112 98V97H111ZM125 98H128V101L127 100H123L122 101V99H125ZM165 98H167V97H165ZM174 98V97H173ZM180 98V97H179ZM178 98V100H181V99H179ZM184 98V97H183ZM185 98H184V100H185ZM188 98H190V96L188 97ZM187 98V99H188ZM117 99L119 100V99H121L119 102L117 101ZM136 99H138V100H141V101H137L136 102ZM144 99H145V97H144ZM161 99V98H160ZM175 99V98H174ZM187 99H186V102L188 103L189 101H190V99H188L189 101H187ZM17 100V99H16ZM115 100H114V102H115ZM150 100V99H149ZM149 100H147V102L149 101ZM166 100V99H165ZM164 100V101H165ZM183 100V101H184ZM104 101V100H103ZM122 101V102H121ZM183 101L181 100V102H180V106H182V104H183ZM209 101H210V103H209ZM127 102H130L131 104L130 105H127L126 104V106H125V103H127ZM145 102H146V99H145ZM151 102V101H150ZM157 102V101H156ZM160 102V101H159ZM167 102V101H166ZM171 102V101H170ZM170 102H168V103H170ZM175 103L174 104H177L178 106H179V101H174ZM193 102H191L192 104L191 105H189V107L190 106H193L192 108H194V105H193ZM204 104H203V103ZM8 103V102H7ZM77 103V102H76ZM109 103V102H108ZM149 103V102H148ZM152 103V102H151ZM184 103H185V101H184ZM190 103V102H189ZM203 104V105H201V104ZM58 104V103H57ZM111 104V103H110ZM160 104V103H159ZM155 105V106H154ZM168 106H166L165 105V103H164V108H171V109H173L175 112H173V113H175L176 115H172V111L173 110H171V115H172V119H174L175 120V118H176V116H181V114L179 115V113L177 114V110H175V105L173 106V102H172V105H170V104H167ZM176 105V106H177ZM27 106V105H26ZM117 106V105H116ZM160 106V105H159ZM166 106V107H165ZM177 106V108H179L180 109V107H178ZM187 106V104H185V107ZM16 107V106H15ZM59 107V106H58ZM66 107H67V105H66ZM118 107V106H117ZM119 107V108H120ZM188 107V108H189ZM196 107V106H195ZM119 108H117V109H119ZM123 107H122V109H124ZM121 109V110H122ZM162 109V108H161ZM186 109V108H185ZM184 109V110H185ZM201 109L199 110L200 112H201ZM33 110V109H32ZM170 110V109H169ZM169 110H166L167 112L169 111ZM181 110V109H180ZM187 110V112H188V109H186ZM192 110V109H191ZM194 110V111H195ZM179 111V110H178ZM124 112V111H123ZM179 112H181V111H179ZM190 112H192V111H190ZM198 112V111H197ZM124 113H126V110H125V112ZM169 113V112H168ZM206 113V112H205ZM122 114V113H121ZM129 114V113H128ZM161 114H162V116H161ZM187 114V113H186ZM194 114V113H193ZM204 113H201V115H203ZM41 115V114H40ZM134 115H132V113H131V116L133 117ZM182 115H184V114H182ZM200 115V114H199ZM204 115H206V118H207V113L206 114H204ZM122 116V115H121ZM130 116V115H129ZM128 116V117H129ZM167 117V120H166V117ZM41 117V116H40ZM50 117H51V115H50ZM125 117H127V116H125ZM131 117V118H132ZM137 117V116H136ZM182 117V127L184 126V127H186V125L188 126V123L187 122H189L188 121V119H187V117H183V116H181ZM189 117V116H188ZM209 117H208V119H209ZM110 118V117H109ZM135 118V117H134ZM180 118V117H179ZM179 118H178V121H179ZM191 118V117H190ZM205 118V119H206ZM136 119V118H135ZM137 119H140V118H137ZM177 119V118H176ZM192 119V118H191ZM194 119V118H193ZM195 119H196V117H195ZM200 119V118H199ZM201 119H202V117H201ZM207 119V121H209ZM36 120V119H35ZM44 120V119H43ZM50 120V119H49ZM71 120V119H70ZM114 120V119H113ZM127 120V119H126ZM130 120V119H129ZM141 120V121H142ZM187 120V121H186ZM190 120V119H189ZM60 121V120H59ZM58 121V122H59ZM131 121H132V119H131ZM136 121V120H135ZM140 121V120H139ZM141 121H140V124H142L141 123ZM202 121V120H201ZM201 121H199V123H196L195 122V124L196 125H198V128L200 127V126H203V124L201 123ZM213 121V122H214ZM164 122H163V124H164ZM177 122V121H176ZM212 122V123H213ZM83 123V122H82ZM139 123V122H138ZM168 123V122H167ZM166 123V124H167ZM173 123H174V121H173ZM173 123H170L171 125L173 124ZM211 123V122H210ZM52 124L53 123H51V127H52ZM55 124V123H54ZM54 124H53V126H54ZM57 124V123H56ZM149 124V123H148ZM159 124V123H158ZM161 124H162V122H161ZM165 124V125H166ZM169 123H168V125H170ZM190 124V123H189ZM194 124V127L196 128V125ZM206 124V123H205ZM214 124H213V126H214ZM43 125V124H42ZM147 125V124H146ZM151 126H152V124H150ZM155 125V124H154ZM153 125V126H154ZM157 125V124H156ZM156 125L154 126V129H156V130H158L159 131V133L161 132L163 135H165V136H169L170 134H168L167 135V132H168V130L166 129V128H168V127H162V126H160V124H159V127H156ZM168 125H166V126H168ZM181 125V124H180ZM192 125V124H191ZM207 125H209V122L207 123ZM207 125H206V127H207ZM35 126V125H34ZM37 126V125H36ZM48 126V125H47ZM91 126V125H90ZM106 126V125H105ZM112 126V125H111ZM139 126H141V125H139ZM173 126V125H172ZM193 126V125H192ZM134 127H136V126H134ZM170 128H171V130L173 131V133L174 134H176V132H174L176 129H173L171 126H169ZM183 127V128H184ZM190 127V126H189ZM194 127H192L193 128V131H194ZM204 127V126H203ZM202 127V128H203ZM212 126H210V128H211ZM47 128V127H46ZM98 128V127H97ZM140 128V127H139ZM144 128V127H143ZM145 128H148V126L147 127H145ZM150 128V127H149ZM148 128V129H149ZM181 128V127H180ZM187 128L188 127H186V130H187ZM191 128V129H192ZM197 128V129H198ZM3 129V128H2ZM40 129V128H39ZM49 129V128H48ZM63 129V128H62ZM153 129V128H152ZM189 129V128H188ZM200 129H201V127H200ZM203 129H206V128H203ZM208 129V128H207ZM207 129H206V131H207ZM36 130V129H35ZM50 130V129H49ZM59 130H61V129H59ZM89 130V129H88ZM143 130V129H142ZM170 130V129H169ZM190 130V129H189ZM188 130V131H189ZM196 130V129H195ZM199 130V129H198ZM212 130V129H211ZM42 131V130H41ZM95 131H98V130H95ZM153 131V130H152ZM181 131V130H180ZM180 131L178 132V129H177V132L178 133H180ZM183 131H185V130H183ZM201 131V130H200ZM199 131V133H201V132H203V131H201L200 132ZM210 131V130H209ZM48 132H50V131H48ZM80 132V131H79ZM150 132V131H149ZM170 132V131H169ZM191 132H192V130H191ZM195 132V131H194ZM208 132V131H207ZM98 133H100V132H98ZM110 133V132H109ZM160 133V134H161ZM172 133V134H173ZM177 133V134H178ZM263 133H264V131H263ZM262 131H261V138L263 137L262 136ZM50 134V133H49ZM94 134H95V132H94ZM140 134V133H139ZM138 134V135H139ZM146 134V133H145ZM172 134H171V137H172ZM173 134V135H174ZM186 134H187V132H186ZM185 134V135H186ZM198 134V133H197ZM45 135V134H44ZM91 135V134H90ZM93 135V134H92ZM99 135V134H98ZM101 135H102V133H101ZM137 135V134H136ZM162 135V136H163ZM202 135V134H201ZM219 135V134H218ZM51 136V135H50ZM49 136V137H50ZM107 136V135H106ZM110 136V135H109ZM146 136V135H145ZM160 136V135H159ZM183 136H184V134H183ZM204 137H207L206 136V133H205V135H203ZM210 136V137H211ZM215 136V137H216ZM227 136L229 137V138H231L232 140H230L229 138H227ZM90 137V136H89ZM98 137V136H97ZM137 137V136H136ZM136 137H135V140H137L136 139ZM142 137V136H141ZM174 137H175V135H174ZM177 137H178V135H177ZM180 138H181V136H179ZM178 137V138H179ZM185 137V136H184ZM204 137H203V139H204ZM207 137V138H208ZM214 137V139H216ZM219 136H217V139H219L218 138ZM221 137H220V141H221V143H220V141L218 140V141H216L217 143H215V141L213 142V143H215L216 144V146L217 145H219L218 147H216V146H214V147H216V149L217 148H219V149H215L217 152H219L220 151V149H221V151H225V148L224 147H227V146H223L224 145V142L222 143V140L223 139H221ZM259 137V136H258ZM94 138V137H93ZM100 138V137H99ZM103 137H101V139H102ZM138 138V137H137ZM140 138V137H139ZM138 138V139H139ZM163 139H165L164 138V136L162 137ZM168 138H170V137H168ZM173 138V137H172ZM172 138H171V142L174 140L175 142H176V138L175 139H173L172 140ZM179 138V139H180ZM194 138H196L195 136H194ZM255 138V139H256ZM260 138V137H259ZM5 139V138H4ZM95 139H97V138H95ZM100 139V140H101ZM130 139V138H129ZM151 139V138H150ZM184 139V138H183ZM228 139V140H227ZM254 139V138H253ZM258 139V138H257ZM22 140V139H21ZM88 140V139H87ZM93 140V139H92ZM100 140H98L99 142H100ZM110 140V139H109ZM147 140V139H146ZM153 140V139H152ZM166 140V143H168L167 142V140L168 139H165ZM170 140V139H169ZM185 140H186V138H185ZM225 140V139H224ZM223 140V141H224ZM259 140V139H258ZM39 141V140H38ZM51 141H53V140H51ZM82 141V140H81ZM105 141H106V139H105ZM115 140H113V142H114ZM118 141V140H117ZM143 141V140H142ZM173 141V142H174ZM177 141H179V140H177ZM180 141H182V140H180ZM209 141H212V140H209ZM209 141H208V143H209ZM246 141V142H245ZM7 142V141H6ZM11 142V141H10ZM41 142V141H40ZM98 142V143H99ZM110 142H112V141H110ZM147 142V141H146ZM150 142V141H149ZM170 142V141H169ZM183 142V141H182ZM198 142V141H197ZM220 144H219V143ZM260 142V141H259ZM106 143V142H105ZM109 143V142H108ZM178 143V142H177ZM180 143V142H179ZM202 143V142H201ZM212 143V142H211ZM262 143V142H261ZM260 143V144H261ZM54 144V143H53ZM82 144V143H81ZM92 144V143H91ZM103 144V143H102ZM116 144V143H115ZM184 145L186 144V143H183ZM198 144H200V142L198 143ZM214 144V145H215ZM94 145V144H93ZM107 145V144H106ZM114 145V144H113ZM117 145H118V143H117ZM149 145V144H148ZM157 145V144H156ZM175 145V144H174ZM209 145H210V143H209ZM213 145V144H212ZM227 145V144H226ZM84 146V145H83ZM95 146V145H94ZM110 146V145H109ZM122 146V145H121ZM151 146V145H150ZM168 146V145H167ZM166 146V147H167ZM171 146H172V144H171ZM230 146V145H229ZM229 146L227 147L228 149H229ZM262 146H263V144H262ZM31 147V146H30ZM33 147V146H32ZM66 147V146H65ZM99 147V146H98ZM139 147V146H138ZM142 147V146H141ZM146 147H147V145H146ZM146 147H145V149H146ZM153 147V146H152ZM166 147H165V149H166ZM169 147H170V145H169ZM174 147V146H173ZM176 147V146H175ZM213 147V146H212ZM231 147V146H230ZM233 147V148H234ZM81 148V147H80ZM88 148H90V150L91 149H93V148H91V146L90 147H88ZM144 148V147H143ZM142 148V149H143ZM182 148V147H181ZM186 148V147H185ZM226 148V149H227ZM232 148V147H231ZM44 149V148H43ZM55 149V148H54ZM54 149H53V151H54ZM123 149V148H122ZM147 149H148V147H147ZM204 149V148H203ZM213 149V148H212ZM227 149V150H228ZM237 149V150H238ZM49 150V149H48ZM67 150V149H66ZM86 150V149H85ZM112 150V149H111ZM184 150V149H183ZM231 150V151H230ZM230 150H228L229 152H227L226 154H227V156H230L231 155V153L233 154L234 152H232L233 151V149H230ZM234 150H236V148L234 149ZM2 151V150H1ZM8 151V150H7ZM11 151H13V150H11ZM47 151V150H46ZM52 151V150H51ZM71 151V150H70ZM76 151V150H75ZM89 151V150H88ZM95 151V150H94ZM97 151V150H96ZM95 151V152H96ZM102 150H100V152L99 153H101L102 154V152H101ZM115 151V150H114ZM133 151H134V149H133ZM150 151V150H149ZM214 151V150H213ZM221 151L219 152V154H223V156H221V155H219L218 153H216V155L218 156V159H220V160H222V157L223 158H226V157H224V155H225V152H223V153H221ZM238 151H240V150H238ZM238 151L236 152V153H238ZM9 153H14V152H10V151H8ZM16 152V151H15ZM44 152H45V150H44ZM90 152V151H89ZM92 152V151H91ZM95 152L93 153V154H95ZM105 152H106V150H105ZM156 152V151H155ZM194 152H195V150H194ZM17 153V152H16ZM39 153V152H38ZM37 153V154H38ZM76 153V152H75ZM98 153V152H97ZM115 153V152H114ZM142 153V152H141ZM152 153V152H151ZM213 153V152H212ZM18 154H20V153H18ZM17 154V155H18ZM26 154V153H25ZM29 154V153H28ZM31 154V153H30ZM36 154V155H37ZM87 154H88V152H87ZM110 154H111V152H110ZM109 153H108V151H107V153L105 154V153H103V155L102 156H104V155H106L108 158H111V160L113 159V157L110 155ZM140 154V153H139ZM138 154V155H139ZM145 154V153H144ZM159 154V153H158ZM157 154V155H158ZM187 154V153H186ZM185 154V155H186ZM235 154V153H234ZM16 155V156H17ZM24 155V154H23ZM32 155V154H31ZM39 155V154H38ZM96 155V154H95ZM99 155V154H98ZM113 155V154H112ZM193 155V154H192ZM215 155V154H214ZM213 155V156H214ZM240 155V154H239ZM15 156V155H14ZM22 156V155H21ZM47 155H43V159L44 160H46L45 162H48V163H41V162H39V164L37 163V165H35V167H31V165H30V167H31V169H30V172H32V170H33V175L32 176H37V175H41V177H43V178H40L39 177V179H37L38 180V182L41 184L40 186H42L43 185V187L41 188V190H38V194H39V192H40V194H42V195H45L44 196V198L41 196L39 199H41V201H39V199H38V201H39V203H40V208H39V212L40 211H48L49 213L50 212H58L57 214H58V218L60 217V218H62L63 219V217H67V218H69V216H68V214L69 215H71V218H70V220H67V224H68V226H63V227H65V231H64V234L61 236L60 235V232H57V231H59L60 230V227H58V228H55V226L57 227V224L55 225H53V226H48L47 227V229H46V231H45V229H44V233H40L41 231H39V230H37V232H38V235H35L36 237H34V239H32V243L30 244V246H29V251H30V253L32 252L33 253V251L34 252H36V254H38V256H40L45 262H47L48 264H63V263H65V260H66V258L67 257H74V258H76L77 259V261H79V262H86V261H88V260H92V264H94V263H98V264H105L106 262H108V263H112V262H116V261H118V262H120V263H122L121 262V259H122V256L124 255V256H126V254L128 253V255H130L131 254V256H137L138 257V255H140V247L139 248H135V245H133V244H131V242L133 241H131V239L129 238V237H131L130 235L132 234H130V235H128L133 229H132V227H131V230L129 229V227L130 226H128L129 225V222H127V221H125V222H127L128 223V225L127 224H123V223H121V222H119L118 220H116V219H119V218H117L116 216V219H115V217L113 218V215H114V212H115V209H114V212H113V209L111 208V206L108 208V204L107 203H110V202H112L113 204L112 205H114L115 206V202L116 203H118V201H120V198H121V200L124 198V196H125V198H126V202H127V206L129 205L128 203H131L132 202V199H134L133 197H131V194H128L127 196H126V192H121L120 191V193H119V195L117 196V198H115L114 199V197L112 198V196H113V194L111 193L113 190L111 189V192H110V194L109 195H107V197L106 198H103V197H105V193H103V194H101L100 196H101V198L102 199H100L99 201H94L93 199H92V193L94 194V190L92 189V188H89V187H87V186H85V182L83 183H81L80 181H78V183H77V186H79L78 187V189H79V193L77 194L78 195V197L79 198H77L76 200L75 199H72V200H69L68 202L64 199L65 197H63V193H67V190H65L64 188L62 189V191H59L58 189H53L52 190V188L54 187H50L49 186V184L47 185L46 184V173H43L42 174V172H46L47 170H49V169H51L52 167H51V165L53 164H51L50 162V160H49V158L48 157H46ZM59 156V155H58ZM79 156V155H78ZM90 156V155H89ZM135 156V155H134ZM161 156H162V154H161ZM188 156V155H187ZM234 156V155H233ZM32 157V156H31ZM40 158H41V156H39ZM61 157V156H60ZM63 157V156H62ZM62 157H61V159H62ZM86 157V156H85ZM96 157V156H95ZM105 157V156H104ZM155 157V156H154ZM183 157H184V155H183ZM221 157V158H220ZM2 158V157H1ZM41 158V159H42ZM67 158V157H66ZM89 158V157H88ZM93 158H94V156H93ZM99 158V157H98ZM115 158H116V156H115ZM136 158V157H135ZM156 158H158V157H156ZM198 158V157H197ZM213 158V157H212ZM24 159V158H23ZM33 159V158H32ZM35 159V158H34ZM39 159V158H38ZM97 159V158H96ZM102 159H104V158H102ZM138 159V158H137ZM143 159H145V167L146 168H144V170H145V173H147L146 175H147V177L149 178H147L148 180H150L149 182H152V184L153 183H158L159 181H160V179H158L159 178V176L158 175H160L159 174V172H158V170L157 171H155V170H153L155 167H157L156 165H157V163H156V165H155V162L154 161H156V159L154 160V158H153V156L151 155H149V154H145L144 155V158ZM177 159V158H176ZM186 159V157L184 158V160ZM196 159V158H195ZM217 160V157L216 156H214V160ZM229 159V158H228ZM28 160H29V158H28ZM43 160V161H44ZM86 160H88V159H86ZM110 160V161H111ZM158 161L160 160V159H157ZM164 160V159H163ZM183 160V159H182ZM183 160V161H184ZM198 160H199V158H198ZM197 159H196V161H198ZM200 160H201V158H200ZM212 160V159H211ZM219 160V161H220ZM224 160V159H223ZM35 161H37V160H35ZM92 162H94L93 160H91ZM99 161H101V160H99ZM107 161V160H106ZM108 161H109V159H108ZM140 161V160H139ZM186 161V160H185ZM189 160H187V162H188ZM218 161V162H219ZM31 162V161H30ZM29 162V163H30ZM80 162V161H79ZM88 162H89V160H88ZM104 162V161H103ZM164 162H166L165 160H164ZM186 162V163H187ZM206 162V161H205ZM213 162V161H212ZM211 162V163H212ZM216 162V161H215ZM217 162V163H218ZM221 162V161H220ZM3 163V162H2ZM35 163V164H36ZM106 163V162H105ZM160 163H161V161H160ZM182 163V162H181ZM200 163V162H199ZM202 163H204V161L202 162ZM226 163V162H225ZM225 163H224V165H225ZM25 164V163H24ZM31 164H32V162H31ZM45 164V165H44ZM55 164V163H54ZM58 164H61V163H57V166H58ZM76 164L78 165V162H76ZM89 164V163H88ZM104 164V163H103ZM144 164V163H143ZM161 164H163V162L161 163ZM166 164V163H165ZM164 164V166H166ZM218 164H220V163H218ZM16 165V164H15ZM14 165V166H15ZM27 165V164H26ZM62 165V164H61ZM64 165V164H63ZM66 165V164H65ZM64 165V167H67V165L65 166ZM90 165V164H89ZM158 165H159V163H158ZM183 165V164H182ZM188 165H190L189 163H188ZM199 165V164H198ZM203 165V164H202ZM5 166V165H4ZM7 166V165H6ZM55 166V165H54ZM80 166V165H79ZM103 166V165H102ZM144 166V165H143ZM163 166V165H162ZM169 166V165H168ZM185 166V165H184ZM191 166V165H190ZM189 166V167H190ZM222 166V165H221ZM227 166V165H226ZM59 167H60V165H59ZM85 167V166H84ZM90 167V166H89ZM97 167V166H96ZM101 167V166H100ZM108 167L110 168V166L108 165ZM116 167V166H115ZM161 167V166H160ZM183 167V166H182ZM223 167V166H222ZM225 167V166H224ZM23 168L25 169V168H27L26 166H23ZM76 168H78V167H76ZM101 168H103V167H101ZM104 168H107L106 166L104 167ZM158 168H159V166H158ZM167 168V167H166ZM185 168V167H184ZM228 168V167H227ZM56 169H57V167H56ZM79 169L80 168H78V171H79ZM92 169H94V168H92ZM108 169V168H107ZM106 169V170H107ZM169 169V168H168ZM168 169H166V170H168ZM10 170H12V169H10ZM39 170H42V172L40 171L39 172ZM55 170V169H54ZM61 170H62V168H61ZM65 170V169H64ZM85 170V169H84ZM90 170V168H88V171ZM112 170H114V167H113V169ZM143 170V171H144ZM159 170H160V168H159ZM162 170H164V169H162ZM182 170V169H181ZM187 170V169H186ZM211 170V169H210ZM28 171H29V169H28ZM66 171V170H65ZM67 171H69V170H67ZM101 170H99V172H100ZM108 171V170H107ZM110 171V170H109ZM108 171V172H109ZM115 171V170H114ZM179 171V170H178ZM183 171H185L184 169H183ZM203 171V170H202ZM216 171V170H215ZM14 172V171H13ZM25 172V171H24ZM82 172V171H81ZM80 172V173H81ZM84 173H85V171H83ZM82 172V173H83ZM86 172H87V170H86ZM91 172H93L94 173V171H90L89 173H91ZM104 172V171H103ZM103 172H102V174H103ZM108 172H106L107 174H108ZM169 172H171V171H169ZM186 172V171H185ZM66 173V172H65ZM74 173H76V172H74ZM83 173V174H84ZM93 173H91V174H93ZM97 173V172H96ZM129 173V172H128ZM151 174V173H153L152 174V176H155V177H157L158 176V178H156L155 179V177H153L152 178V176L150 177V176H148V174ZM161 173H163V172H161ZM166 173L167 172H165V175H166ZM201 173H203V172H201ZM14 174V173H13ZM24 174V173H23ZM30 174V173H29ZM28 174V175H29ZM56 174V173H55ZM60 174V173H59ZM67 174H70V172L69 173H67ZM86 174V173H85ZM90 174V176H92ZM95 174V173H94ZM100 174V173H99ZM110 174V173H109ZM123 174H124V172H123ZM139 174V173H138ZM158 174V175H157ZM189 174H190V172H189ZM204 174V173H203ZM27 175V174H26ZM63 176H64V174H62ZM97 175V174H96ZM162 175V174H161ZM164 175V174H163ZM176 175V174H175ZM178 175V174H177ZM191 175V174H190ZM193 175V174H192ZM202 175V174H201ZM10 176V175H9ZM73 176V175H72ZM80 177H82V175H79ZM79 176H77V178L79 177ZM86 176V175H85ZM88 176H89V174H88ZM106 176H108V175H106ZM116 176H117V174H116ZM173 176V175H172ZM171 176V177H172ZM67 177H68V175H67ZM93 177V176H92ZM105 177V176H104ZM110 178L112 177V176H109ZM122 177V176H121ZM144 177V176H143ZM169 177V176H168ZM168 177H166V179L168 178ZM187 177V176H186ZM31 178V177H30ZM37 178V177H36ZM49 178H50V176H49ZM65 178H66V176H65ZM64 178V179H65ZM74 178V177H73ZM76 178V177H75ZM74 178V179H75ZM89 178V177H88ZM94 178H95V176H94ZM93 178V179H94ZM99 178V177H98ZM102 178V177H101ZM108 178V177H107ZM113 178V177H112ZM119 178V177H118ZM140 178V177H139ZM176 178H177V176H176ZM12 181H16L17 179H18V176L17 175H13V177H12ZM92 179V178H91ZM97 179V178H96ZM109 179V178H108ZM130 179V178H129ZM134 179V178H133ZM136 179V178H135ZM146 179V178H145ZM174 179V178H173ZM8 180H9V178H8ZM26 180V179H25ZM48 180V179H47ZM51 180V179H50ZM67 180H68V178H67ZM70 180V179H69ZM85 179L83 178V181H84ZM100 180V179H99ZM104 180V179H103ZM102 180V181H103ZM116 180V179H115ZM122 180V179H121ZM121 180H119L118 179V181H117V183H119V185H120V187H121ZM159 180V181H158ZM163 180V179H162ZM161 180V181H162ZM1 181V180H0ZM10 181V180H9ZM9 181H7V182H9ZM31 181V180H30ZM61 180H59V182H60ZM63 181V180H62ZM66 181V180H65ZM72 181V180H71ZM76 181V180H75ZM86 181V180H85ZM139 181H140V179H139ZM6 182V181H5ZM11 182V181H10ZM9 182V183H10ZM13 182V183H14ZM54 182V181H53ZM73 182V181H72ZM87 182V181H86ZM104 182V181H103ZM108 182V181H107ZM106 182V183H107ZM133 182H134V180H133ZM168 182V181H167ZM171 182V181H170ZM25 183V182H24ZM27 183V182H26ZM50 183V182H49ZM62 183V182H61ZM88 183V182H87ZM114 183H116L115 181H114ZM116 183V184H117ZM169 183V182H168ZM176 183V182H175ZM179 183V185L181 184L180 182H178ZM184 183V182H183ZM187 183V182H186ZM1 184V183H0ZM7 184V183H6ZM18 184V183H17ZM23 184V183H22ZM33 184V183H32ZM31 184V185H32ZM36 184H37V182H36ZM71 184V183H70ZM143 184H144V182H143ZM143 184H141L142 185V187H143ZM151 184V185H152ZM159 184L160 183H158L157 184V186H159ZM165 184V183H164ZM8 185V184H7ZM39 185V184H38ZM55 185H57V184H55ZM60 185H62V184H60ZM71 185H75V184H71ZM97 186H96V189L98 190V194H99V192H101L102 190H104V188H108L109 187V183H108V185L107 184H105V183H100V184H96ZM122 185H123V183H122ZM148 185V184H147ZM150 184H149V186H151ZM171 185V184H170ZM178 185V184H177ZM4 186V185H3ZM15 186V188H17L16 187V184L14 185ZM23 186V185H22ZM65 186V185H64ZM67 186V185H66ZM153 186H155V185H153ZM165 186H166V184H165ZM164 186V187H165ZM168 186V185H167ZM174 186V185H173ZM183 186V185H182ZM1 187V186H0ZM24 187V186H23ZM63 187V186H62ZM68 188H70V186L68 185L67 186ZM67 187H66V189H67ZM123 187V186H122ZM125 187V186H124ZM156 187V186H155ZM180 187V186H179ZM40 188V187H39ZM73 188V187H72ZM126 188H128V187H126ZM144 188V187H143ZM168 188V187H167ZM170 188V187H169ZM18 189V188H17ZM24 189V188H23ZM38 189V188H37ZM131 188H129L128 190L129 191H131V193H132V190H130ZM137 189V188H136ZM187 189V188H186ZM222 189V188H221ZM2 190V189H1ZM0 190V191H1ZM32 190H33V188H32ZM36 190V189H35ZM73 190V189H72ZM110 190V189H109ZM120 190H121V188H120ZM123 190H124V188H123ZM126 190V189H125ZM160 190V189H159ZM162 190H164V189H162ZM184 190V189H183ZM14 191V190H13ZM17 191V190H16ZM23 191V190H22ZM75 191V190H74ZM172 191V190H171ZM176 191V190H175ZM185 191V190H184ZM213 191V190H212ZM5 192V191H4ZM8 192V191H7ZM25 192V191H24ZM34 192V191H33ZM96 192V191H95ZM114 192V191H113ZM155 192V191H154ZM168 192V191H167ZM166 192V193H167ZM170 192V191H169ZM13 193V192H12ZM35 193V192H34ZM37 193V192H36ZM75 193V192H74ZM115 193V192H114ZM6 194V193H5ZM5 194H3L2 192H0V205H6L7 204V201H8V199L10 198V196H12V195H5ZM29 194V193H28ZM33 194V193H32ZM68 194V193H67ZM76 194V193H75ZM97 194V195H98ZM115 194H117V193H115ZM147 194L148 193H146V196H147ZM149 194H151V193H149ZM169 194V193H168ZM173 194V193H172ZM133 195V194H132ZM141 195V194H140ZM163 195V194H162ZM24 196V195H23ZM67 196V195H66ZM144 196L145 195H143V199H144ZM168 196V195H167ZM28 197V196H27ZM116 197V196H115ZM136 197V196H135ZM137 197H138V194H137ZM26 198V197H25ZM30 198V197H29ZM150 198V197H149ZM148 198V199H149ZM169 198V197H168ZM140 199V198H139ZM141 199H142V197H141ZM171 199V198H170ZM178 199V198H177ZM186 199V198H185ZM219 199V198H218ZM67 200H68V198H67ZM113 200V201H112ZM145 200V199H144ZM146 200H147V198H146ZM145 200V201H146ZM168 199H166V201H167ZM183 200V199H182ZM37 201V202H38ZM102 201H104V202H102ZM150 201V200H149ZM153 201H154V199H153ZM156 202H157V200H155ZM174 201V200H173ZM176 201V200H175ZM216 201V200H215ZM97 202V203H96ZM99 202V203H98ZM122 202H123V200H122ZM161 202V201H160ZM159 202V203H160ZM179 202L180 201H178V205H179ZM220 202V201H219ZM121 203V202H120ZM182 203V202H181ZM186 203V202H185ZM9 204V203H8ZM12 204V203H11ZM37 204V203H36ZM123 204V203H122ZM215 204V203H214ZM221 204V203H220ZM121 205V204H120ZM124 205H125V203H124ZM148 205V204H147ZM162 205H163V203H162ZM186 206H187V204H185ZM9 206H11V205H8V206H6V207H9ZM21 206H22V204H21ZM34 206V205H33ZM36 206V205H35ZM181 206V205H180ZM16 207V206H15ZM20 207V206H19ZM37 207V206H36ZM129 207V206H128ZM133 207H135V206H133ZM153 207V206H152ZM166 207V206H165ZM188 207V206H187ZM2 208V207H1ZM5 208V207H4ZM13 208V207H12ZM23 208V207H22ZM30 208V207H29ZM32 208V207H31ZM34 208V207H33ZM127 207H125V209H126ZM148 208V207H147ZM181 208H182V206H181ZM180 208V209H181ZM10 209H11V207H10ZM166 209V208H165ZM184 209V208H183ZM14 210H16L15 208H14ZM25 210V209H24ZM132 210V209H131ZM143 210H144V208H143ZM167 210V209H166ZM182 210V209H181ZM180 210V211H181ZM189 210V209H188ZM4 211H5V209H4ZM34 211V210H33ZM118 211V210H117ZM122 211H123V209H122ZM153 211H156V210H153ZM177 211V210H176ZM32 212V211H31ZM145 212V211H144ZM166 212V211H165ZM4 213V212H3ZM6 213V212H5ZM23 213H24V211H23ZM45 213V212H44ZM39 214V213H38ZM41 214V213H40ZM167 214V213H166ZM187 214V213H186ZM42 215V214H41ZM52 215V214H51ZM129 215V214H128ZM131 215V214H130ZM162 215V214H161ZM2 216V215H1ZM0 216V217H1ZM36 216H38V215H36ZM46 216V215H45ZM54 216H55V214H54ZM190 216V215H189ZM39 217H41V216H39ZM131 217V216H130ZM162 217V216H161ZM12 218V217H11ZM38 218V217H37ZM44 218H46V217H44ZM49 218V217H48ZM123 218V217H122ZM129 218V217H128ZM169 218V217H168ZM43 219V218H42ZM50 219V218H49ZM131 219V218H130ZM149 219V218H148ZM160 219V218H159ZM45 220V219H44ZM44 220H41V221H44ZM61 220V219H60ZM115 220V221H114ZM120 220V219H119ZM132 220V219H131ZM143 220H144V218H143ZM149 220H151V219H149ZM153 220H155V219H153ZM163 220V219H162ZM168 220V219H167ZM19 221V220H18ZM20 221H22V217H21V220ZM55 221V220H54ZM58 221V220H57ZM56 221V222H57ZM5 222V221H4ZM25 222H27V221H25ZM52 222V221H51ZM144 222H146V223H148V220L147 221H144ZM163 222V221H162ZM15 223H17V222H15ZM41 223V222H40ZM46 223V222H45ZM54 223V222H53ZM157 223V222H156ZM187 223V222H186ZM20 225V224H19ZM31 225V224H30ZM47 225V224H46ZM63 225V224H62ZM141 225V224H140ZM144 225V224H143ZM142 225V226H143ZM147 225V224H146ZM6 226V225H5ZM26 226H27V224H26ZM33 226V225H32ZM60 226V225H59ZM174 226V225H173ZM21 227V226H20ZM30 227V226H29ZM134 227V226H133ZM144 227V226H143ZM18 228V227H17ZM32 227H30V229H31ZM43 228V227H42ZM62 228V227H61ZM172 228V227H171ZM14 229V228H13ZM27 229V228H26ZM135 229V228H134ZM18 230V229H17ZM16 230V231H17ZM157 230V229H156ZM172 230V229H171ZM30 231V230H29ZM141 231V230H140ZM1 232H3V231H1ZM37 232H35V233H37ZM62 232V231H61ZM133 232H134V230H133ZM15 233V232H14ZM21 233H23V232H21ZM136 233V232H135ZM138 233H139V231H138ZM138 233H136L137 235H138ZM148 233V232H147ZM4 234V233H3ZM8 234V233H7ZM6 234V235H7ZM143 234V233H142ZM1 235V234H0ZM14 235V234H13ZM12 235V236H13ZM18 235V234H17ZM24 235V234H23ZM28 235V234H27ZM34 235V234H33ZM32 235V236H33ZM65 235V236H64ZM137 235H136V238H137ZM144 235V234H143ZM143 235H141V236H143ZM10 236V235H9ZM139 236V235H138ZM1 237V236H0ZM5 237V236H4ZM8 237V236H7ZM17 237V236H16ZM140 237V236H139ZM156 237V236H155ZM164 237V236H163ZM3 238V237H2ZM1 238V239H2ZM11 238V237H10ZM15 238V237H14ZM25 238V237H24ZM136 238H135V240H136ZM169 238V237H168ZM174 238V237H173ZM246 238H248V237H246ZM4 239H6V238H4ZM16 239V238H15ZM28 239V238H27ZM133 239V238H132ZM171 240H167L168 242L169 241H172V238H170ZM179 239V238H178ZM196 239V238H195ZM260 239V238H259ZM13 240V239H12ZM11 240V241H12ZM138 240V239H137ZM142 240V239H141ZM180 240V239H179ZM7 241V240H6ZM5 241V242H6ZM10 241V240H9ZM146 241V240H145ZM19 242H21V241H19ZM133 242H136V241H133ZM139 242V241H138ZM138 242H137V244H138ZM164 242V241H163ZM182 242V241H181ZM251 242V241H250ZM4 243V242H3ZM146 243V242H145ZM156 243V242H155ZM180 243V242H179ZM235 243V242H234ZM8 244V243H7ZM13 244V243H12ZM242 244H244V243H242ZM23 245V244H22ZM140 245V244H139ZM144 245V244H143ZM150 245H152L151 244V241H150ZM158 245V244H157ZM164 245V244H163ZM251 245V244H250ZM257 245V244H256ZM264 245V244H263ZM9 246H10V244H9ZM153 246V245H152ZM165 246V245H164ZM191 246V245H190ZM243 247H244V245H242ZM262 246V245H261ZM3 247V246H2ZM6 247V246H5ZM137 247V246H136ZM147 247V246H146ZM151 247V246H150ZM239 247H241V246H239ZM23 248V247H22ZM144 248V247H143ZM152 248H154V246L152 247ZM157 248H159V247H157ZM161 248H162V250H163V247L161 246ZM182 248H187V247H182ZM194 248V247H193ZM230 248V247H229ZM257 248V247H256ZM13 249V248H12ZM20 249H21V247H20ZM160 249V248H159ZM159 249H156L155 251L156 252H159V251H157V250H159ZM165 249V248H164ZM177 249V248H176ZM178 249H179V247H178ZM177 249V250H178ZM183 249V250H184ZM245 249V248H244ZM6 250V249H5ZM27 250V249H26ZM26 250H25V252H26ZM165 250H167V249H165ZM180 250V249H179ZM207 250V249H206ZM233 250V249H232ZM238 250H239V248H238ZM246 250H248V249H246ZM246 250H242V254H243V252H245ZM150 251V250H149ZM153 251V250H152ZM152 251H151V253H152ZM154 251V252H155ZM204 251V250H203ZM226 251H229V250H226ZM225 250L223 251V254H224V252H226ZM249 251V250H248ZM22 252V251H21ZM24 252V253H25ZM141 252H142V250H141ZM162 252V251H161ZM160 252V254H162V253H164L165 251H163L162 253ZM233 252H234V250H233ZM251 252V251H250ZM167 252H165V254H166ZM184 253V252H183ZM190 253V252H189ZM231 253V252H230ZM230 253H228V254H230ZM249 253V252H248ZM248 253H247V255H248ZM28 254V253H27ZM144 254V253H143ZM157 254V253H156ZM165 254H163L162 255V257L164 258L165 256ZM181 254V253H180ZM187 254V253H186ZM199 254V253H198ZM222 254V255H223ZM245 254V253H244ZM19 255V254H18ZM17 255V256H18ZM150 255V254H149ZM154 255H155V253H154ZM153 255V256H154ZM167 255V254H166ZM191 255V254H190ZM200 255V254H199ZM222 255H220V260H218V261H216L214 264H232V261H231V259L228 257V256H230V255H227V253L226 254H224V256H222ZM232 255V254H231ZM247 255H245V257L247 256ZM16 256V255H15ZM160 256V255H159ZM170 256V255H169ZM222 256V257H221ZM142 257V256H141ZM144 257V256H143ZM156 257H158V256H156ZM195 257V256H194ZM239 257V256H238ZM242 257H244L243 255H242ZM40 258V259H41ZM128 258V257H127ZM139 258V257H138ZM145 258V257H144ZM162 258V259H163ZM169 258V257H168ZM182 258V257H181ZM25 259V258H24ZM159 259V257L158 258H156V260H158ZM205 259V258H204ZM218 259V258H217ZM235 259H237V258H235ZM13 260V259H12ZM74 260V259H73ZM105 260H106V262H105ZM128 260H129V258H128ZM194 260V259H193ZM29 261V260H28ZM43 261V262H44ZM123 261V260H122ZM130 261V260H129ZM137 261V260H136ZM161 261V260H160ZM170 260L169 259H164V263L162 262V264H172V262H173V260L171 261V262H169ZM234 262L236 261V260H233ZM243 261V260H242ZM36 262V261H35ZM70 262H71V260H70ZM78 262V263H79ZM117 262V263H118ZM128 262V261H127ZM134 262H135V260H134ZM252 262V261H251ZM264 262V261H263ZM17 263V262H16ZM77 262H76V264H78ZM82 263V264H83ZM87 263V262H86ZM88 263H89V261H88ZM124 263V262H123ZM135 263H137V262H135ZM134 263V264H135ZM157 264H158V262H156ZM155 263V264H156ZM160 263V262H159ZM177 263V262H176ZM11 264V263H10ZM29 264V263H28ZM71 264V263H70ZM143 264V263H142ZM174 264V263H173ZM235 264V263H234ZM245 264V263H244Z\"/></svg>",
  "mask_w": 264,
  "mask_h": 264
}]
</instances>
